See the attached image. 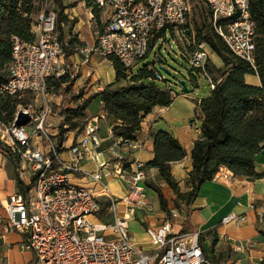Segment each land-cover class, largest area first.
<instances>
[{
  "label": "built area",
  "instance_id": "obj_1",
  "mask_svg": "<svg viewBox=\"0 0 264 264\" xmlns=\"http://www.w3.org/2000/svg\"><path fill=\"white\" fill-rule=\"evenodd\" d=\"M202 2L210 14L211 30L231 54L255 70V24L250 17L249 0ZM93 4L97 10L108 12L107 20L92 44L73 47V54L67 58L75 57L78 63L66 60L65 48L69 46L57 38L52 11L44 9L35 16L30 27L31 40L10 38L11 61L6 67V80L0 85V96L19 100L28 96V103L17 111L28 113L30 122L25 127H14L15 116L12 123L0 121V144L13 155L17 180L24 186V192L10 194L3 206L0 236L14 232L24 235L35 264H211L203 254L198 233H175L168 222L145 229L150 250L138 245L129 232V223L137 211L148 210L150 202L145 187L146 166L130 157V150L137 145L114 139L102 148L98 124L103 116L96 115L86 121L80 139L65 148V142L59 143L52 127L59 120L63 94L48 91L52 80H75L80 66L94 57L115 58L128 75L148 56L153 37L172 32L186 40L191 33L190 0H94ZM206 46L194 44L185 56L189 66L213 90ZM153 80L163 82L164 78L155 72ZM97 87L99 91L104 88ZM65 149L68 158L61 156ZM86 163L92 164L93 170L83 171ZM77 175L89 178L99 190L73 184L71 177ZM107 180L121 182L125 194L112 193ZM103 203L108 206L103 207ZM250 209L256 208L251 205ZM103 212L105 220L95 218ZM169 212L172 217L178 216L175 209ZM257 215L260 221L264 210ZM246 220L245 215L231 213L222 224L239 227ZM260 222L264 228V222ZM256 245L247 240L235 245L233 251L242 254Z\"/></svg>",
  "mask_w": 264,
  "mask_h": 264
},
{
  "label": "trees",
  "instance_id": "obj_2",
  "mask_svg": "<svg viewBox=\"0 0 264 264\" xmlns=\"http://www.w3.org/2000/svg\"><path fill=\"white\" fill-rule=\"evenodd\" d=\"M44 1L46 0H0V85L6 80V67L11 61V36L32 39L30 27L34 16L40 13L37 11V5ZM79 2H84L85 6L90 7L96 14L94 0ZM249 4L250 17L255 24V70L247 62L231 54L223 41L211 30L209 11V26L204 34L203 30L196 29V41L205 43L211 53L222 61L223 68L215 69L208 66V73L215 74V87L209 97L195 103L201 117L200 137L194 142L190 152L191 171L185 184L186 190H181L170 168L171 163L185 158V151L167 132L159 131L152 136L154 156L145 165L146 169L157 170L161 182L173 193L174 209L183 208L186 217L190 215L191 205L201 186L212 181L220 168L226 169L235 177L251 180L264 177V174L256 173L254 161L255 156L264 150V0H249ZM54 6L55 31L58 40L62 42L64 26L68 23L64 11L68 7L63 6L62 0H55ZM154 41L149 43V50ZM68 46L69 48H65L66 57L73 54L72 41ZM106 60L114 70V83L105 86L96 95L88 97L76 108L61 110L58 127L60 144L65 140L67 132L80 133L86 123L85 110L96 97H100L104 112L119 123L114 128V137L123 141H134V134L139 130L141 119L154 108L168 107L173 102L175 98L173 91L167 86L162 87L155 83L153 80L155 72L149 66L142 67L134 75L132 73L127 75L115 58L108 57ZM247 74L257 75L260 87L246 85L244 76ZM73 82L74 80L68 81L66 77L52 80L48 84V91L54 93L68 91ZM63 84H66L64 88ZM17 100L19 99L0 96V121L12 123L17 111ZM76 120H82L80 127L76 126ZM0 151L9 155L16 165L13 155L2 144ZM16 184L18 190L24 192L20 181L16 180ZM145 187L156 194L160 210L166 213L167 200L161 188L148 180ZM199 241L205 258L211 264H216L214 261L216 240L211 241L210 251L205 249L201 235Z\"/></svg>",
  "mask_w": 264,
  "mask_h": 264
},
{
  "label": "crops",
  "instance_id": "obj_3",
  "mask_svg": "<svg viewBox=\"0 0 264 264\" xmlns=\"http://www.w3.org/2000/svg\"><path fill=\"white\" fill-rule=\"evenodd\" d=\"M72 2H74V5L68 7ZM62 4L64 7H68L64 11L68 18V23L64 26L63 39L76 41L78 44H92L95 41L96 33L107 20L108 12L97 10L95 14L90 7H86L85 3L79 2V0H62ZM170 34L174 33L171 32ZM160 37L155 36L150 40V42L155 40L150 50L159 45L160 39H166V36ZM78 44L74 45L77 46ZM180 50L182 54L186 55L187 51H190V45L188 44L186 47L181 46ZM73 61L74 63L79 62L77 58ZM209 61L210 66H213L215 69L223 68L222 61L215 54L209 53ZM109 69H111L112 73L110 77L108 75ZM209 77L214 82L215 74H209ZM189 78L195 81L194 77L190 76ZM114 81L115 73L110 62L94 57L88 64L80 66L78 76L74 80L73 89L76 87L82 88L83 95L78 100L82 104L85 99L99 92L98 85L105 87L114 83ZM244 82L248 86L260 87L259 78L255 74L245 75ZM210 94L211 90L209 96ZM202 99L204 98L191 99L187 96L178 97L175 95L170 106L154 108L150 114L141 119L139 130L134 134L135 139L133 141L137 145V148L130 150L132 160H137L147 165L154 156L153 134L159 131L170 134L185 151V158L183 160L170 164L171 174L179 183L181 190H186L185 184L188 173L191 171L190 152L194 142L200 137L201 117L195 103ZM180 101L183 103V106L177 107L176 105ZM94 102L97 103L96 107L92 106ZM90 107L92 111L88 113ZM85 115L86 121L91 120L96 115L103 116V119L98 124V137L102 141V148L109 146L115 139L114 128L119 123L104 112L100 97H96L91 101L85 110ZM79 139L80 135L76 134V131L67 132L64 140L65 148ZM66 150H63L61 154L63 158H68ZM254 161L256 173L264 174V154L261 152L257 154ZM3 165L4 168L0 167V215L4 213L3 206L6 204L8 196L14 192H20L16 184V169L8 162L3 163ZM82 170L91 171L93 170V165L86 163L82 166ZM146 170L148 181L158 185L165 195V199L171 203L172 201L170 200L174 198L173 193L161 182L157 170L149 168ZM71 181L76 185L94 187L95 190H99L98 186H95L89 178L80 175L72 176ZM109 182L116 183V180H107L106 184ZM20 184L24 187L21 182ZM116 188H118V192L109 190L116 196L125 194L126 188L121 182H119V186L117 185ZM147 190L148 192H152L146 188V195ZM153 194L158 204L157 211L153 207L150 208V205L145 212L137 211L133 219L134 221H140L139 223L143 228L142 231L140 230L143 239L141 242L137 239L136 241L144 250H150V245L144 233L145 229L148 227L156 228L164 223V213L159 208L156 194L154 192ZM105 205L108 204L103 203V207H107ZM251 205L256 209L251 210ZM261 210H264V177L258 180L235 177L226 169L220 168L212 181L206 182L201 186L196 199L191 205L190 215L186 219L188 223L195 227V231H198V234L212 228H217L216 237L218 242L214 248L215 255H223L224 249H228L233 253V260L223 257L222 264H264V228L260 222H264V215H262L260 221L257 215ZM231 213L245 215L247 218L246 222L239 227L223 225V218ZM99 218L105 220V212L99 215ZM1 226L2 224L0 223V231ZM228 228H230L231 233L237 232L239 236L236 238L235 236L228 235ZM247 240L255 241L257 243L256 247L242 254L233 251L235 245ZM209 242L211 243V241ZM0 264H35L33 252L26 248L24 235L14 232L4 237L0 236Z\"/></svg>",
  "mask_w": 264,
  "mask_h": 264
},
{
  "label": "rangeland",
  "instance_id": "obj_4",
  "mask_svg": "<svg viewBox=\"0 0 264 264\" xmlns=\"http://www.w3.org/2000/svg\"><path fill=\"white\" fill-rule=\"evenodd\" d=\"M54 2H55V0L44 1L41 5L40 4L37 5V11L41 13L45 9L46 11L54 12L56 9L54 6ZM190 3H191V18H190V23H189V29L191 32L190 37H188V38L186 37L185 38L186 40H184V38H179L176 35L170 34L169 32H167L166 39L165 40L160 39L159 45H157L153 50H149L148 56L144 60H141L136 66H134L131 69V73L134 75L142 67L149 66L150 69H153L154 72H158L164 78L163 82L155 81V83L159 86H162V87H165V86L169 87L173 91L174 95H177L178 97L179 96H187V97H190L191 99L207 98L209 96V93H210V88H209V85H208L206 79L197 70H194L189 66L185 54H182V52L180 50L181 46L186 47L189 44L192 47L194 44H200L199 42L196 41V38H195L196 29L203 30L202 33L204 34L206 28H208V26H209L208 25V10H206V7L203 4L202 0H190ZM45 4H46V8H45ZM70 4L73 5L74 2H72ZM36 16H37V14H36ZM34 18H35V16H34ZM64 40L65 39H63V41ZM64 42H66L68 44L69 42H71V40L66 39ZM72 44L75 47L76 45H74V44H78V42L72 41ZM78 45H80V43ZM206 48H207L208 54L209 53L211 54V51L209 50V48L207 46H206ZM187 53H188V51H187ZM157 57H159L162 60L161 63L158 62V59H155ZM65 58L68 62H72V60H75L74 57L72 60H70L66 56H65ZM208 66H210V61H209ZM160 68L166 69L169 72V75L165 74L162 70H160ZM108 75H109V77L112 75L111 69L108 70ZM190 76L194 77V79H195L193 84L188 82V78ZM181 81H185V88L187 90H192L191 93L184 94V92H183L184 87L179 85V82H181ZM73 86H74V82L72 83V86L68 89V91H65V90L62 91L63 104L61 106V109H63V108L74 109L81 104V102H79L78 100L80 97H82L83 90L81 87H76L75 89H73ZM74 91H76V92H74ZM29 100H30V98L28 96H26L24 99L17 100L16 109L21 107V106L24 107L28 103ZM96 105H97V103L94 102V104L92 106L96 107ZM176 106L177 107L183 106V103H181V101H180L177 103ZM91 111H92V108L90 107L88 109V113H90ZM59 124H60V120H57L52 126L56 130L55 132L57 134L59 132L58 131L59 130L58 129ZM81 124H82V120H76V126L77 127H80ZM64 128H66V127H64ZM5 162L11 163L14 166V168L16 169V166L14 165V162L12 161V159H10L9 155L0 151V167L2 166L1 168H4L3 163H5ZM117 182L118 181H116V183L109 182V183H107V187L114 192L115 191L118 192V188H116V186L117 185L119 186V182L118 183ZM147 195H148V199L151 203L150 208L153 207L154 210L157 211L158 204L156 201V197L153 194V191L148 192V190H147ZM164 197H165V195H164ZM170 201H172V199ZM173 206H174L173 203L172 202L169 203L167 200V212L166 213L163 212L164 213V219H163L164 221L163 222H168L172 226V229L175 233H179V232L197 233L198 231H195L196 230L195 227L193 225H191L190 223H188L183 208L181 210H176L178 212L177 217L171 216L169 209H173L174 208ZM117 208H118V211H121V207H119V205H117ZM95 218L100 219L99 216H96ZM139 222L134 221L132 219L131 222L129 223V232L132 235H134L135 239H137L139 242H141V240L143 239V235L141 233L143 228ZM216 233H217V228H212V229H209L205 232L199 233V235H201L203 237L204 247L207 251H210L211 243L209 241L214 242V240H216V242H218V239L216 237ZM227 234L235 236L236 238H237V236H239V234L237 232L231 233L230 228H228ZM223 257H227L229 260H233V253L228 249H224L223 255L218 254V255L214 256L215 263L216 264H222V262H223L222 258Z\"/></svg>",
  "mask_w": 264,
  "mask_h": 264
},
{
  "label": "water",
  "instance_id": "obj_5",
  "mask_svg": "<svg viewBox=\"0 0 264 264\" xmlns=\"http://www.w3.org/2000/svg\"><path fill=\"white\" fill-rule=\"evenodd\" d=\"M158 62L161 63L162 60L159 59ZM160 70H162L165 74L169 75V72L166 69L160 68ZM188 82L191 83V84L194 83L192 78H188ZM179 85L184 87V90H183L184 94H189V93L192 92V90H187L185 88V81L179 82ZM29 122H30V118H29L28 113H26V112H24L22 110H18L16 115H15L13 126L14 127H25V126L28 125ZM261 153L264 154V151L262 150Z\"/></svg>",
  "mask_w": 264,
  "mask_h": 264
}]
</instances>
